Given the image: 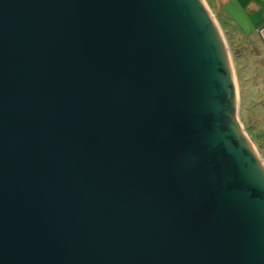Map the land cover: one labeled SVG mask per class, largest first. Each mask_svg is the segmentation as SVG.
Here are the masks:
<instances>
[{
  "label": "water",
  "instance_id": "obj_1",
  "mask_svg": "<svg viewBox=\"0 0 264 264\" xmlns=\"http://www.w3.org/2000/svg\"><path fill=\"white\" fill-rule=\"evenodd\" d=\"M205 0H0V264H264V167Z\"/></svg>",
  "mask_w": 264,
  "mask_h": 264
},
{
  "label": "rangeland",
  "instance_id": "obj_2",
  "mask_svg": "<svg viewBox=\"0 0 264 264\" xmlns=\"http://www.w3.org/2000/svg\"><path fill=\"white\" fill-rule=\"evenodd\" d=\"M207 2L225 37L236 71L241 97L240 122L264 163V38L254 24L258 17L246 12L245 7H238L237 2L230 6L229 2L225 6L220 1Z\"/></svg>",
  "mask_w": 264,
  "mask_h": 264
},
{
  "label": "crops",
  "instance_id": "obj_3",
  "mask_svg": "<svg viewBox=\"0 0 264 264\" xmlns=\"http://www.w3.org/2000/svg\"><path fill=\"white\" fill-rule=\"evenodd\" d=\"M208 0H205V2L207 3V5L209 4V2H207ZM220 1V5H227L226 3H228V5L230 6L232 4V2H237L238 3V7L241 8L245 7V11L246 12H251L254 13L255 15H257L258 19L255 21V26L258 32L259 26L262 24V22L264 21V0H246V3L242 4L241 1L239 0H215V2H219ZM256 31V30H255Z\"/></svg>",
  "mask_w": 264,
  "mask_h": 264
},
{
  "label": "built area",
  "instance_id": "obj_4",
  "mask_svg": "<svg viewBox=\"0 0 264 264\" xmlns=\"http://www.w3.org/2000/svg\"><path fill=\"white\" fill-rule=\"evenodd\" d=\"M258 33L261 34V36L264 38V25L263 27L258 29Z\"/></svg>",
  "mask_w": 264,
  "mask_h": 264
},
{
  "label": "bare ground",
  "instance_id": "obj_5",
  "mask_svg": "<svg viewBox=\"0 0 264 264\" xmlns=\"http://www.w3.org/2000/svg\"><path fill=\"white\" fill-rule=\"evenodd\" d=\"M206 7H207V5H206ZM208 8V7H207ZM210 10V9H209ZM210 12V11H209ZM212 17L214 18V16H213V14H212ZM214 20H215V18H214ZM217 23V22H216ZM257 156H258V158L260 159V161L262 162V160H261V158L259 157V155L258 154H256ZM262 164H263V167H264V163L262 162Z\"/></svg>",
  "mask_w": 264,
  "mask_h": 264
},
{
  "label": "trees",
  "instance_id": "obj_6",
  "mask_svg": "<svg viewBox=\"0 0 264 264\" xmlns=\"http://www.w3.org/2000/svg\"><path fill=\"white\" fill-rule=\"evenodd\" d=\"M263 25H264V21H263L262 24L259 26V28L263 27Z\"/></svg>",
  "mask_w": 264,
  "mask_h": 264
}]
</instances>
